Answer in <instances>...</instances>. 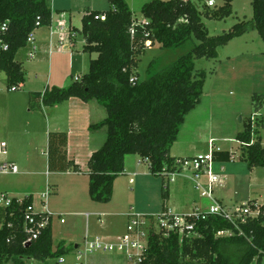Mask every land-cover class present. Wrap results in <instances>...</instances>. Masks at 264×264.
Returning a JSON list of instances; mask_svg holds the SVG:
<instances>
[{
  "label": "trees",
  "instance_id": "16d2710c",
  "mask_svg": "<svg viewBox=\"0 0 264 264\" xmlns=\"http://www.w3.org/2000/svg\"><path fill=\"white\" fill-rule=\"evenodd\" d=\"M106 11L93 10L82 18L86 43L83 50L97 53L89 63V71L66 87L52 86L43 91L29 92L32 111L52 107L71 98L84 101L96 99L108 112L102 122L92 128H107V137L89 160V194L93 201L108 203L113 198L114 183L125 172V158L138 154L149 163L150 172L163 180V207L170 198L169 174L176 171V159L171 150L178 139L187 115L201 102L207 72L196 69V59H215L218 48L249 30L256 29L264 40V0H252L253 18L240 21L229 31L210 35L203 17L222 20L233 13V0H225L219 8L199 10L191 0H151L141 13L148 26L132 25L137 16L126 0H108ZM104 15L97 19L96 16ZM50 26L53 10L47 0H0V72H5L9 87H20L26 81L24 62L18 52L27 47L28 35L36 28ZM7 24V29L2 26ZM73 33L74 28H71ZM71 33V34H72ZM70 34V35H71ZM197 40L193 48L171 64L157 68L150 63L146 76L131 83L140 57L151 41L163 48H177ZM7 45V49L3 47ZM256 111L264 106V94L253 95ZM264 118L257 122L262 125ZM236 139L241 145V160L248 167H264V145L254 137L250 118ZM68 133L52 131L48 137V169L58 172H81L80 166L68 158ZM229 150H215L218 162L231 160ZM33 197L23 203L14 200L12 206H0V264H28L27 259L46 261L61 257L69 249L65 241L54 250L52 224L37 240L25 243L23 210ZM12 226L9 227L8 224ZM202 236L181 242L178 234L151 232L149 246L142 264H261L264 257V205L255 219L234 225L211 216L199 222ZM229 231L220 236L218 232Z\"/></svg>",
  "mask_w": 264,
  "mask_h": 264
},
{
  "label": "rangeland",
  "instance_id": "374dc122",
  "mask_svg": "<svg viewBox=\"0 0 264 264\" xmlns=\"http://www.w3.org/2000/svg\"><path fill=\"white\" fill-rule=\"evenodd\" d=\"M56 1L58 5L56 12H61L64 8L68 9L72 13V25L78 28L81 27L82 17L87 11L92 10L89 7L101 11L110 8L108 0H97L96 6L91 4L95 0H70L69 3H67L68 0ZM128 1L137 19L142 20L141 8L151 0ZM192 2L201 11H204L205 7L208 8V0H192ZM215 2L216 6L209 8H219L224 5L225 0H215ZM47 3H50L49 0H47ZM232 6L233 13L225 19L216 20L206 16L203 17L210 35L223 34L240 21L252 20L254 14L252 0H233ZM67 30L64 29V32ZM46 31L47 28L40 30V32ZM197 42V40L188 41L177 48H163L160 44L155 43L151 49H147L140 57L135 76L138 75L140 78H144L147 74V68L153 61L157 68L171 64L179 56L190 51ZM28 52L29 48L26 47L22 48L17 54V59L24 62L26 71L25 86L21 85L15 91L10 90L6 73L0 72V135L7 137L6 134L8 133L9 139V154L0 155V160H6L11 154L20 156L28 149L26 124L21 119V111L25 114L26 108V99L23 96L30 90L43 91L47 85L54 86L55 84H52L49 80L52 70L56 72H54V78H51V81H61L63 79L61 68L64 59L61 55L57 53L50 54L49 51H41L38 48L36 57L31 59ZM96 57L97 53L90 55V59ZM195 63L197 70L203 69L207 72L204 93L200 105L187 115L182 135L175 142L172 151L180 155L204 154L210 151V139H216L215 145L224 150H229L233 158L227 162H214V171L221 173L226 178L225 187H215V196L231 208H236L252 199L264 203V167L258 166L250 169L247 162L241 160V145L236 139L237 134L244 131L246 123L252 115L256 113L258 115L264 114V106L256 111L253 100V95L264 94V40L256 29L249 30L233 38L228 44L219 47L217 58H200L196 59ZM63 70L69 76L81 75L79 64L72 70L69 68ZM8 114H10V117H7ZM12 115L16 118L12 119ZM262 117L264 118L263 115L261 117L257 116L256 123ZM255 130V137H260L264 145V122L262 125L256 126ZM41 136L42 134H39V138ZM45 142L43 146H38L34 152L39 158L42 154L44 158L47 157V154L44 153V151H47ZM38 143L40 141L35 142L33 148ZM17 164L20 169L19 174H0V192H8L21 198L28 189H35L33 191L35 197L38 198L37 209H41V192L46 191L47 184L53 187L55 182L53 180L51 182L47 181L45 175L37 176L34 181L30 176L23 174L25 166L20 162ZM147 164L148 162H146ZM135 171L136 173L129 177L120 178L118 195L117 197L114 195L115 201L109 202L110 204L93 201L87 189L80 194L78 203L73 201L70 191L58 195L56 191L51 190L47 201L50 212L54 213V250L62 241H65L66 248L69 250L62 254V257L65 258L63 263L59 262V257L49 258L46 261L27 259V263L76 264L77 252L85 249L86 237L93 240L95 235L112 234L111 236H120L126 233L127 217L120 215L113 219V216L108 215L109 212L142 215L160 213L163 208L162 178L154 176L150 179V183L144 184L146 178L142 177V171L139 169ZM130 177H133L135 183L129 182ZM201 178L205 181L208 179L206 175ZM34 185L35 188H32ZM170 187L174 188L172 203L178 206V210L181 212H188L190 208L196 206L204 208L207 204L205 203L207 200L202 194L203 190L196 186V173L193 169H185L179 175L177 174L175 180L170 181ZM76 213H83L84 216L76 215ZM59 214L62 216H59ZM61 218L64 219V222H61ZM110 221H113L112 227ZM225 235L228 236L229 233ZM76 245H79L78 250ZM86 262L88 263V257ZM126 263L124 259L121 264ZM7 264H11V262ZM261 264H264V257Z\"/></svg>",
  "mask_w": 264,
  "mask_h": 264
},
{
  "label": "crops",
  "instance_id": "0c3cea01",
  "mask_svg": "<svg viewBox=\"0 0 264 264\" xmlns=\"http://www.w3.org/2000/svg\"><path fill=\"white\" fill-rule=\"evenodd\" d=\"M126 1L128 2L131 8L130 2L128 0ZM49 2L53 10L52 24L50 26H43L36 31V41H37L39 50L49 51L50 54L57 53L63 57L64 64H62L63 67L61 68L63 79L61 81H51V78H54V72H56L55 70H52L51 74L49 75V80L52 84H55L54 86L66 87L70 85L77 77L79 78L81 75L86 74L89 71V63L91 60L90 59L91 54L83 50V46L85 45L86 40L83 34L81 33L82 26H83L82 19H81V27L79 26L78 28L72 25V13L69 12L68 9H65V8L61 10V12L59 11L56 12V10H58L57 1L49 0ZM69 2L70 0L67 1V3ZM96 3H98L97 0L91 2V4H93L94 6H96ZM89 8H92V10L87 11V13L90 11H93L94 9V7H89ZM42 28H47V31L40 32ZM71 28H74L73 33L71 31ZM64 29H68L69 31L67 30L66 32H64ZM44 35H46V37H44ZM55 38L57 39L55 40ZM27 47L29 48V46ZM78 64L81 67V71H80L81 75L77 74L76 77H74L73 75L69 76L66 73V71L63 70V69H68V68L72 70L74 67H77ZM53 82H56V83H53ZM23 85L24 86L26 85V81L24 84H22V86ZM47 87H52V86L47 85ZM30 91H28L25 94V96H23V98L26 99L25 114L21 111V119L24 120L26 124L25 131L28 137V149L26 150L24 154H21L20 156L17 154H11L9 158H6V160H0V163L10 162L18 166L17 163L20 162L21 164L25 166L23 174L30 176V178H32L34 181H35L34 178H37V176H42V175L47 176V181L51 182V180H53L55 182V184H53V187L52 185L47 184V189L49 188V190L50 191L52 190L53 192L56 191V194L58 195L70 191L73 201L75 203H78L80 194H82L85 189L89 190V175H88L89 160L92 154L102 147L107 137L106 127L92 128V125L100 123L104 119H106L108 116V112L106 108L102 106L96 99H93L90 101H84L80 98H71L67 101L54 105L52 107H44L43 110L32 111L29 109V92ZM7 117H10V114H8ZM11 118L15 119L16 117L12 115ZM185 123L183 125L182 130L180 131L178 139L182 135V132L185 127ZM52 131H65L68 133V147H67L68 148V158L70 160H74L80 166L81 172H73V171L58 172V171H50L48 169V137H49V133ZM39 134H42L40 138H39ZM6 136L7 137H4V135H0V143L1 142L7 143V147H6L7 153L0 154V155L9 154L8 153V147H9L8 133L6 134ZM39 141L40 143L36 144L35 145L36 147L33 148L34 146L33 144ZM44 141H46L45 145H47V151H44V153L47 154V157L44 158L42 154L41 157L39 158L35 155L34 152L37 150L38 146L44 145ZM172 150H171V155L173 157L184 158V157L195 156V155L176 154ZM148 164L146 165V161L142 160L138 154H128L126 156L125 172L124 174H121L120 176H118L115 180L113 198L110 201V203L115 201L114 195L116 197L118 195V182L121 177H125V178L127 176L129 177L132 174L136 173L135 170L139 169L142 171V174H141L142 177L146 178L144 184L151 182L150 179H152L154 175L150 172V166H148ZM19 173H20V169L15 174H19ZM168 178H169V182L170 181L173 182L175 180V178L174 179H171L170 177ZM131 179L133 180L132 182H131ZM129 182L135 183L133 177H130ZM198 183H200L201 186L203 187L204 185H206L207 181L202 180V178L196 177V186ZM225 185H226V178L224 177V184H221L218 186L225 187ZM32 188H35V185ZM139 188H141V186H139ZM173 189L174 188L173 187L171 188L169 185L170 198L167 202L166 208L162 206L163 208L160 211V213L168 209H172L178 214L187 213V212L179 211L178 206H175L172 203V198L174 195ZM33 190L35 189H28L25 192V195H23V197L32 196L33 199H35V202L37 203L38 198L35 197V193ZM0 193H8V192H0ZM10 195L13 197L18 196L14 194H10ZM204 198L207 200V202H205L207 204L204 208H207L209 206L210 201L206 197ZM218 200L222 201L219 198ZM248 201L256 202L260 206L264 205V203L259 202L257 199H252ZM47 204H48V201H47ZM102 204H107V203H102ZM193 208H190V211ZM131 214H134V213H130V214H126V213L120 214V213H111V212L108 213L109 216H113V219H116V217H119L120 215L126 216L127 223L129 220V216ZM158 214L152 213L150 215H144V214L143 215L144 216H155ZM76 215L84 216L83 213H76ZM59 216H62V215L59 214ZM100 219L102 220L101 217ZM110 223L112 227L113 221L112 222L110 221ZM126 227H127V224H126ZM52 229H53V221H52ZM111 235L109 234L95 235L93 239H95L96 237H101L106 240H113L119 237V235L118 236L117 235L111 236ZM86 240H90L89 237H86L85 242ZM78 247L79 245H76L77 250H78ZM61 257H59V262L63 263L60 261ZM87 257H88V263L86 262ZM87 257L83 259V262L85 264H121L122 262H124V259L127 262L126 264H130L128 258L125 255L119 254V253L96 252L94 254H89ZM64 262H65V258H64ZM76 263H77V259H76Z\"/></svg>",
  "mask_w": 264,
  "mask_h": 264
},
{
  "label": "built area",
  "instance_id": "2783aa9c",
  "mask_svg": "<svg viewBox=\"0 0 264 264\" xmlns=\"http://www.w3.org/2000/svg\"><path fill=\"white\" fill-rule=\"evenodd\" d=\"M207 5L209 7L216 6L215 0H208ZM97 19L104 18V15L96 16ZM40 21H37L36 28L28 35L29 52L28 56L33 59L37 54L36 44V31L39 29ZM149 20L143 18L142 20H136L132 25L131 32L134 34L137 26H148ZM7 29V24L2 26V30ZM7 45L3 48L7 49ZM146 47L151 49V41L146 42ZM78 79V77L76 78ZM138 81L137 76L131 77V83L135 84ZM19 87L12 86L10 90H18ZM259 111V110H258ZM264 116V114H262ZM262 115H252L250 117V123L252 127V134L255 137V127L257 126L256 117ZM263 118V117H262ZM216 139H210V151L207 153H200L191 157L177 158L176 159V171L171 172L169 177L174 179L177 174L183 172L185 169H193L197 178L201 176H207V183L203 187L200 183L197 184L198 188H202V194L206 197L210 203L207 208L195 207L191 211L178 214L172 209L165 210L155 216H144L141 214H131L127 223V232L113 240H106L101 237H96L93 240H86L85 249L77 252V263L85 264L83 259L89 254L96 252L104 253H119L125 255L130 264H142L145 259V253L149 246V236L151 232L166 231L169 233L178 234L181 242L190 239L191 237L202 236L198 231L199 222L209 219L211 216H219L234 225H238L240 222L245 223L249 219H255L259 217L261 213V206L253 201H246L242 205L231 208L218 200L215 196V187L224 184V176L221 173L214 171L213 165L214 151L222 150L219 146L215 145ZM240 145H247V143L238 141ZM6 142L0 143V154H6ZM233 155L231 154V159ZM223 169V168H222ZM19 168L16 164L10 162L0 163V174L2 173H17ZM133 180L131 179V182ZM50 194L49 188L41 194L42 208L37 209V203L35 199L23 210V230L26 236L25 243L37 240L44 230L52 224L54 219V213L48 210L47 198ZM25 197H13L8 193H0V206L4 209L12 206L16 199L18 203H23ZM61 222L64 219L61 218ZM4 222L0 221V228H2ZM12 226L11 223L8 224ZM230 235L229 231H220L218 235L225 236ZM61 262H64V258H60Z\"/></svg>",
  "mask_w": 264,
  "mask_h": 264
}]
</instances>
